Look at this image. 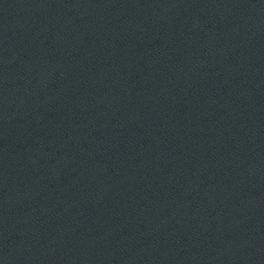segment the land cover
<instances>
[{"label": "water", "instance_id": "1", "mask_svg": "<svg viewBox=\"0 0 264 264\" xmlns=\"http://www.w3.org/2000/svg\"><path fill=\"white\" fill-rule=\"evenodd\" d=\"M0 264H264V0H0Z\"/></svg>", "mask_w": 264, "mask_h": 264}]
</instances>
